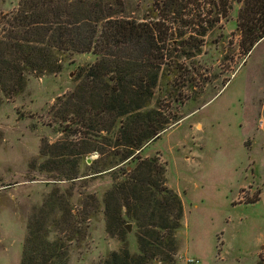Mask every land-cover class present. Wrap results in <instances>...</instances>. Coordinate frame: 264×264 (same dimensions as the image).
Listing matches in <instances>:
<instances>
[{
    "label": "rangeland",
    "instance_id": "1",
    "mask_svg": "<svg viewBox=\"0 0 264 264\" xmlns=\"http://www.w3.org/2000/svg\"><path fill=\"white\" fill-rule=\"evenodd\" d=\"M122 1L128 19L151 21L157 15L156 0ZM18 3L0 0V18ZM238 9L234 4L229 17L209 31L199 54L176 57L187 67L188 80L172 85L165 79L155 95L175 119L139 154L160 159L167 185L183 201L176 264H256L264 258V39L242 54ZM95 59L92 53L75 54L62 72L30 76L22 94L0 104V264H21L30 219L40 217L55 189L66 196L72 191L69 201L78 220L86 195L100 202L98 211L77 223L84 232L70 246V264H96L122 245L107 233L104 204L118 170L95 173L89 165L99 158L96 151L81 155L80 177L73 180L58 181L56 172L42 167L51 158L44 151L80 143V126L62 116L79 67ZM126 223L133 226L128 241L136 252L135 222Z\"/></svg>",
    "mask_w": 264,
    "mask_h": 264
},
{
    "label": "trees",
    "instance_id": "2",
    "mask_svg": "<svg viewBox=\"0 0 264 264\" xmlns=\"http://www.w3.org/2000/svg\"><path fill=\"white\" fill-rule=\"evenodd\" d=\"M234 4L241 52L247 55L264 39V0H156V17L141 22L124 17L122 0H19L14 11L1 16L0 104L22 94L30 76L56 75L75 54L95 55L94 63L79 67V82L62 116L80 126V143L44 151L51 158L42 167L56 172L58 181L73 180L80 177L81 155L96 151L99 158L89 165L95 173L119 171L104 204L107 233L122 245L96 264H176L183 201L167 185L160 159L139 154L175 119L155 95L165 79L172 85L188 80L187 67L176 57L199 54L204 37L229 17ZM69 196L55 189L40 217L30 219L21 264H70V246L84 232L77 223L98 211L100 202L86 195L78 220ZM127 219L137 229L136 252ZM52 232L59 235L51 239Z\"/></svg>",
    "mask_w": 264,
    "mask_h": 264
},
{
    "label": "water",
    "instance_id": "3",
    "mask_svg": "<svg viewBox=\"0 0 264 264\" xmlns=\"http://www.w3.org/2000/svg\"><path fill=\"white\" fill-rule=\"evenodd\" d=\"M91 161H92L91 158H88V159H87V162H88V163H90ZM126 228H127V230L130 232V231L132 230V225H131V224H127V225H126Z\"/></svg>",
    "mask_w": 264,
    "mask_h": 264
},
{
    "label": "built area",
    "instance_id": "4",
    "mask_svg": "<svg viewBox=\"0 0 264 264\" xmlns=\"http://www.w3.org/2000/svg\"><path fill=\"white\" fill-rule=\"evenodd\" d=\"M191 262H193V260H190Z\"/></svg>",
    "mask_w": 264,
    "mask_h": 264
},
{
    "label": "crops",
    "instance_id": "5",
    "mask_svg": "<svg viewBox=\"0 0 264 264\" xmlns=\"http://www.w3.org/2000/svg\"><path fill=\"white\" fill-rule=\"evenodd\" d=\"M264 247V244H263V246H262V248Z\"/></svg>",
    "mask_w": 264,
    "mask_h": 264
}]
</instances>
